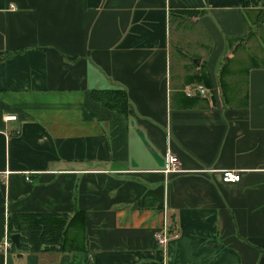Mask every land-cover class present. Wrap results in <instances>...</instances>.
Here are the masks:
<instances>
[{
  "label": "crops",
  "instance_id": "crops-1",
  "mask_svg": "<svg viewBox=\"0 0 264 264\" xmlns=\"http://www.w3.org/2000/svg\"><path fill=\"white\" fill-rule=\"evenodd\" d=\"M240 1L0 0V212L85 213V251L0 264H264V63L245 106L216 82L251 25ZM197 33L211 88L187 97L171 51ZM115 84L128 115L91 98ZM169 152L182 170L166 171ZM165 215L178 236L159 247Z\"/></svg>",
  "mask_w": 264,
  "mask_h": 264
},
{
  "label": "trees",
  "instance_id": "trees-1",
  "mask_svg": "<svg viewBox=\"0 0 264 264\" xmlns=\"http://www.w3.org/2000/svg\"><path fill=\"white\" fill-rule=\"evenodd\" d=\"M242 8H255L250 12L254 19L252 22L248 15V20L254 28L264 29V1L261 0H241ZM195 10H183L179 14L194 16ZM252 28L248 27L246 33L227 39L228 51L233 53L237 48L236 42H247L251 35ZM251 63L241 67L239 72L234 73L231 81L226 79L231 71L228 63L231 58H222L216 74V82L220 100L226 106L233 103L245 106L247 104V72L248 69L260 66V62L255 57H250ZM231 77V76H230ZM235 77V80L233 79ZM198 84L211 88V83L207 72L199 79ZM91 98L100 102L103 106L117 113L128 115L131 112L127 92L124 87L115 84L110 88L91 89ZM187 98V97H186ZM10 237L13 233L20 234L18 249L11 243L10 250L45 252V251H85V213L82 210L74 209L71 213L65 212H14L4 216L0 212V239L4 234Z\"/></svg>",
  "mask_w": 264,
  "mask_h": 264
},
{
  "label": "rangeland",
  "instance_id": "rangeland-1",
  "mask_svg": "<svg viewBox=\"0 0 264 264\" xmlns=\"http://www.w3.org/2000/svg\"><path fill=\"white\" fill-rule=\"evenodd\" d=\"M251 21L254 17L249 13ZM251 22V23H252ZM253 24L250 25V27ZM256 36H251L247 42L241 43L237 48L231 53V62L228 63L230 68V75L226 77L231 81L234 73L239 72V69L243 66L249 65L251 63L250 57L255 56V58L264 51V36L261 34L260 29L254 28ZM207 41L205 35L197 33L192 36V40L185 45H179L183 51L180 53V49L173 47L171 51L170 69L172 76L179 77L182 85L198 84L199 79L205 74V62L204 55L207 53ZM180 57V59L178 58ZM198 59L199 64L195 63ZM258 62L264 63L263 58H256ZM218 70V69H217ZM231 76V77H230ZM235 80V77H233ZM190 82V83H189ZM189 83V84H188Z\"/></svg>",
  "mask_w": 264,
  "mask_h": 264
},
{
  "label": "built area",
  "instance_id": "built-area-1",
  "mask_svg": "<svg viewBox=\"0 0 264 264\" xmlns=\"http://www.w3.org/2000/svg\"><path fill=\"white\" fill-rule=\"evenodd\" d=\"M10 8H14V6L10 5ZM206 88L202 84H190L187 85L184 89L185 96L187 97H195V96H205ZM15 115H7L4 117V120H15ZM167 168L166 171H180V162L176 155L172 153H167ZM200 172H204V170H200ZM26 179H29L28 176H25ZM222 179L227 182H237L240 180V173L234 170H224L222 171ZM178 236V231H175L172 227H170L166 215L163 218V222L161 226L155 231L154 239L156 244L159 247H165L167 243ZM11 241L9 236L4 231L3 236L0 239V251L1 252H9Z\"/></svg>",
  "mask_w": 264,
  "mask_h": 264
},
{
  "label": "water",
  "instance_id": "water-1",
  "mask_svg": "<svg viewBox=\"0 0 264 264\" xmlns=\"http://www.w3.org/2000/svg\"><path fill=\"white\" fill-rule=\"evenodd\" d=\"M195 63L198 64L199 60L196 59ZM9 238H10L11 243L15 246V248L18 249L19 243H20V234L19 233H13L10 235Z\"/></svg>",
  "mask_w": 264,
  "mask_h": 264
}]
</instances>
